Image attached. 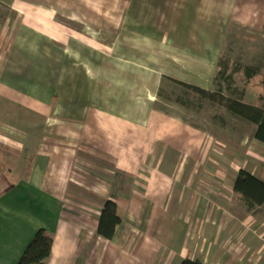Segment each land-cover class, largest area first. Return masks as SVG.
Returning <instances> with one entry per match:
<instances>
[{
    "label": "crops",
    "instance_id": "obj_1",
    "mask_svg": "<svg viewBox=\"0 0 264 264\" xmlns=\"http://www.w3.org/2000/svg\"><path fill=\"white\" fill-rule=\"evenodd\" d=\"M233 24L263 27L264 0H0V264H17L39 230L53 240L46 264H264V205L250 210L233 186L241 168L264 180V155L229 171L196 151L182 168V140L153 124L143 174L118 185L86 149L100 83L87 67L102 41L68 38L152 36L207 65ZM109 199L121 217L112 238L99 232Z\"/></svg>",
    "mask_w": 264,
    "mask_h": 264
},
{
    "label": "rangeland",
    "instance_id": "obj_2",
    "mask_svg": "<svg viewBox=\"0 0 264 264\" xmlns=\"http://www.w3.org/2000/svg\"><path fill=\"white\" fill-rule=\"evenodd\" d=\"M53 21L67 32L73 27L57 17ZM78 31L68 35L69 41H77L72 36L81 42L94 43L97 37L102 41L99 53L91 54V59L96 58V69L87 67L100 82L95 97L98 112L93 115L98 126L87 145V155L96 158V170L115 174L118 185L128 184L132 173L143 174L142 164L153 139L157 138V127L153 124L160 127V135L165 133L166 142L182 140L183 152L179 158L182 168L186 165L188 168L196 151L209 156L206 164L211 162L213 167L229 171L245 161L250 164V158L263 157L264 144L255 140L253 124L199 98L178 81L215 90L217 73L225 66L222 64L229 62L233 85L238 87L229 90V94L241 98L243 87H247L246 100L257 103L258 95L264 91L260 76L247 85L244 66L261 67L264 72V26L231 25L221 49L215 51L217 60L212 61L214 64L208 61L207 65H189L188 57L194 56L193 51L158 47L151 41L152 36L128 35L135 37L128 40L124 34L121 35L124 40L115 35ZM130 41L137 44L132 46ZM19 111L23 119V108ZM171 163L168 159L166 168Z\"/></svg>",
    "mask_w": 264,
    "mask_h": 264
},
{
    "label": "trees",
    "instance_id": "obj_3",
    "mask_svg": "<svg viewBox=\"0 0 264 264\" xmlns=\"http://www.w3.org/2000/svg\"><path fill=\"white\" fill-rule=\"evenodd\" d=\"M222 65L225 66H222L217 73L215 82L218 88L215 90L185 81H178V83L199 98L214 103L224 108L232 115L253 124L255 127L253 134L255 140L264 144V91L260 92L258 95L257 103L246 100L247 87H243L241 98L232 96L228 91L238 88L233 85L234 74L233 71L229 72V62H225V64ZM262 70L261 67L244 66L245 83L248 85L259 75L261 85L264 88V72H262ZM233 186L235 195L240 197L250 210L254 207L264 205V180L258 178L250 170L241 168L238 171ZM120 222L121 217L118 214L117 203L112 199L107 200L102 210L99 232L107 238H112ZM52 246V238L46 231L39 230L17 264H46L47 258L51 255ZM181 264L202 263L200 261L184 260Z\"/></svg>",
    "mask_w": 264,
    "mask_h": 264
}]
</instances>
